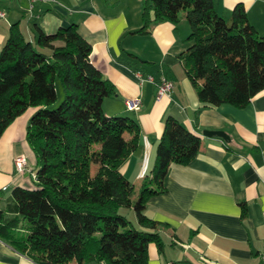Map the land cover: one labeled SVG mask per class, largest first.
Here are the masks:
<instances>
[{
    "label": "trees",
    "instance_id": "16d2710c",
    "mask_svg": "<svg viewBox=\"0 0 264 264\" xmlns=\"http://www.w3.org/2000/svg\"><path fill=\"white\" fill-rule=\"evenodd\" d=\"M183 15L191 33L179 59L199 100L247 107L264 91V37L245 7L227 20L214 0H145L138 33L165 21L178 24ZM92 52L76 24L55 34L35 26L33 40L18 24L10 31L0 52V139L35 110L26 135L35 179L33 188L16 187L0 207V240L36 264H149V245L162 248L161 231L169 226L146 215L148 202L167 192L173 164L196 160L201 139L168 116L156 163L137 189L119 169L139 149L140 126L104 112L117 90L92 63Z\"/></svg>",
    "mask_w": 264,
    "mask_h": 264
},
{
    "label": "crops",
    "instance_id": "0c3cea01",
    "mask_svg": "<svg viewBox=\"0 0 264 264\" xmlns=\"http://www.w3.org/2000/svg\"><path fill=\"white\" fill-rule=\"evenodd\" d=\"M217 13L230 20L243 5L250 23L264 37V0H214ZM145 0H0V52L18 24L33 40L35 26L47 34L78 25L92 44V63L115 85L117 96L104 101L108 116L135 119L139 149L120 166L137 189L156 163V148L168 116L201 139V151L188 166L173 164L167 192L152 197L146 215L167 224L162 248L151 243L149 264H262L264 261V91L245 108L206 106L188 77L179 54L189 47L191 27L184 18L138 33ZM130 55V56H129ZM175 84L171 96L158 98L162 80ZM138 100V110L128 108ZM34 109L19 117L0 139V190L3 207L16 187L33 188L35 157L27 142ZM223 131L230 141L206 137ZM25 155L21 175L15 159ZM7 194L6 197H3ZM246 206V213L244 211ZM137 224L134 211H129ZM0 264H36L0 240ZM71 264H77L73 261ZM86 264H105L99 261Z\"/></svg>",
    "mask_w": 264,
    "mask_h": 264
},
{
    "label": "built area",
    "instance_id": "2783aa9c",
    "mask_svg": "<svg viewBox=\"0 0 264 264\" xmlns=\"http://www.w3.org/2000/svg\"><path fill=\"white\" fill-rule=\"evenodd\" d=\"M31 3H35L41 0H29ZM175 88V84L170 80H162V82L158 86V98L164 97V96H171L173 90ZM140 107V102L138 100L129 101L128 108L130 110H138ZM15 167L19 174L23 175L28 169V161L25 155H19L15 159ZM33 178L35 179V174L33 175ZM264 264V261L263 263Z\"/></svg>",
    "mask_w": 264,
    "mask_h": 264
},
{
    "label": "water",
    "instance_id": "95a60500",
    "mask_svg": "<svg viewBox=\"0 0 264 264\" xmlns=\"http://www.w3.org/2000/svg\"><path fill=\"white\" fill-rule=\"evenodd\" d=\"M204 136L206 137H220L223 138L224 140L230 141L229 136L223 132V131H205L204 132Z\"/></svg>",
    "mask_w": 264,
    "mask_h": 264
},
{
    "label": "rangeland",
    "instance_id": "374dc122",
    "mask_svg": "<svg viewBox=\"0 0 264 264\" xmlns=\"http://www.w3.org/2000/svg\"><path fill=\"white\" fill-rule=\"evenodd\" d=\"M32 187H33V186H32ZM6 195H7V194H4V196H3V197H6ZM128 216H129V214H128ZM129 217H130V216H129ZM130 219H131V218H130ZM131 220H132V219H131ZM25 224H26V222H25Z\"/></svg>",
    "mask_w": 264,
    "mask_h": 264
}]
</instances>
